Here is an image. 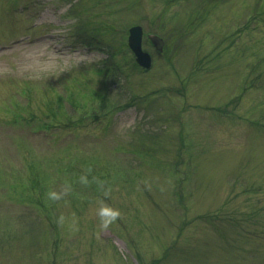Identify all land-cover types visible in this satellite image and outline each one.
<instances>
[{
    "label": "rangeland",
    "instance_id": "rangeland-1",
    "mask_svg": "<svg viewBox=\"0 0 264 264\" xmlns=\"http://www.w3.org/2000/svg\"><path fill=\"white\" fill-rule=\"evenodd\" d=\"M0 264H264V0H0Z\"/></svg>",
    "mask_w": 264,
    "mask_h": 264
},
{
    "label": "water",
    "instance_id": "water-1",
    "mask_svg": "<svg viewBox=\"0 0 264 264\" xmlns=\"http://www.w3.org/2000/svg\"><path fill=\"white\" fill-rule=\"evenodd\" d=\"M142 27L140 25H133L128 29L127 43L130 50L135 56L137 64L144 68H149L151 65V56L142 48ZM148 38L157 50H162L163 39L156 34H148Z\"/></svg>",
    "mask_w": 264,
    "mask_h": 264
},
{
    "label": "clouds",
    "instance_id": "clouds-1",
    "mask_svg": "<svg viewBox=\"0 0 264 264\" xmlns=\"http://www.w3.org/2000/svg\"><path fill=\"white\" fill-rule=\"evenodd\" d=\"M118 213L108 207H104L101 209V215L108 216L110 218H114Z\"/></svg>",
    "mask_w": 264,
    "mask_h": 264
}]
</instances>
